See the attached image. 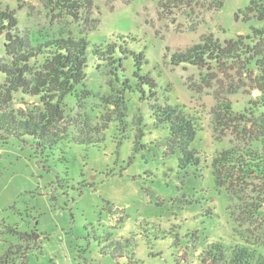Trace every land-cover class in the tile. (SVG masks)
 I'll use <instances>...</instances> for the list:
<instances>
[{"label":"rangeland","instance_id":"rangeland-1","mask_svg":"<svg viewBox=\"0 0 264 264\" xmlns=\"http://www.w3.org/2000/svg\"><path fill=\"white\" fill-rule=\"evenodd\" d=\"M250 1L163 14L154 0H94V10L81 20L51 10L45 0H0V9L14 12L20 29L37 38L88 36L95 46L116 35L137 36L141 42L131 48L145 52L162 91H172V104L205 112L208 124L192 148L211 157L232 136L223 137V143L215 140L208 116L215 100L209 93L219 86L237 87L240 93L231 99L243 111L259 92L239 80L203 90V72L172 65L171 56L206 33L221 41L250 35L260 25L244 22L241 12ZM3 47L2 38L0 60ZM89 67L87 89L95 98L81 111L90 113L104 95L121 90ZM118 94L132 101L129 111L124 118L114 116L100 140L82 134L83 141L75 143L69 134L49 144L26 135H0V259L8 255L14 264H205L207 244L237 241L227 210L231 204L217 191L211 163L182 171L179 154L165 153V132L139 114V109L146 112L145 103ZM72 107L80 111L77 104Z\"/></svg>","mask_w":264,"mask_h":264},{"label":"trees","instance_id":"trees-1","mask_svg":"<svg viewBox=\"0 0 264 264\" xmlns=\"http://www.w3.org/2000/svg\"><path fill=\"white\" fill-rule=\"evenodd\" d=\"M45 1L51 10L78 20L95 7L94 0ZM154 1L163 14L198 6L221 10L226 2ZM241 14L246 23H260L250 35L221 41L206 33L198 43L171 56L172 65L203 72V90L213 88V83L239 80L251 82L252 89L259 92L243 111H238L231 99L240 93L237 87L219 86L209 93L215 100L208 114L215 140L223 143V137L232 136L229 145L216 150L213 156L201 157L192 148L208 124L205 112L172 104V91H162L148 69L145 52L131 48L140 44L137 36L116 35L111 42L95 46H91L88 36L37 38L22 31L16 14L7 9H0V40L3 38L5 52V58L0 60V135H26L49 144L66 139L69 134L75 143L83 141L82 134L91 139L96 134L100 140L114 116L124 118L129 111L132 101L126 102L124 94L118 93L137 96L147 109L144 113L139 109L141 117L151 118L165 132L166 155L179 154L182 171L211 163L217 191L231 204L227 210L238 239L231 245L207 244L203 262L264 264V0H251ZM89 65L110 77L121 90L116 96L104 95L99 104L90 107L94 118L91 112L81 111V105L95 98L87 89ZM197 92L204 95L200 87ZM73 103L80 111L75 113ZM99 120L103 124H98ZM30 237L21 235L24 240ZM0 264L14 262L6 255Z\"/></svg>","mask_w":264,"mask_h":264}]
</instances>
